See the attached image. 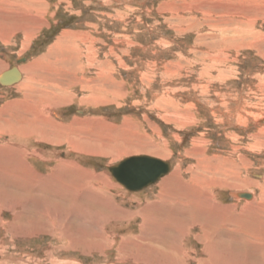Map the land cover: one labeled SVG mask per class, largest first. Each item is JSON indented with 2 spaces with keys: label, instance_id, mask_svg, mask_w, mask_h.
I'll return each mask as SVG.
<instances>
[{
  "label": "rangeland",
  "instance_id": "1",
  "mask_svg": "<svg viewBox=\"0 0 264 264\" xmlns=\"http://www.w3.org/2000/svg\"><path fill=\"white\" fill-rule=\"evenodd\" d=\"M10 72L18 78L9 80ZM5 74L0 128L22 125L31 135L4 131L0 146L28 145L36 173L59 169L76 190L68 200L42 189L34 203L26 201L32 192L0 174V251L12 258L7 264H264V212L255 210L264 202V0H0V79ZM235 111L246 115L226 120ZM135 156L169 163L165 176L175 171L184 183L190 167L208 160L219 175L231 170L248 178L246 196L237 202L223 189L206 209L141 214L165 176L129 191L108 170ZM98 176L114 188L81 194L80 184L97 186ZM251 195L253 209L238 219ZM49 203L81 218L61 227L72 230L71 238L58 227L52 236L43 214L36 216L33 206L42 212ZM20 206L27 210L7 225ZM214 207L230 209L229 221L201 215ZM152 213L157 218L146 217ZM149 236L152 242L139 243Z\"/></svg>",
  "mask_w": 264,
  "mask_h": 264
},
{
  "label": "bare ground",
  "instance_id": "2",
  "mask_svg": "<svg viewBox=\"0 0 264 264\" xmlns=\"http://www.w3.org/2000/svg\"><path fill=\"white\" fill-rule=\"evenodd\" d=\"M15 29V28H14ZM3 40V39H2ZM5 40V39H4ZM218 67V66H217ZM16 73V75H15V78L14 79H17L18 78V74H17V72H15ZM31 73V72H30ZM3 75V74H2ZM6 74L2 77L1 76V81L4 83V82H6L5 81V79L4 78H6ZM30 80H32V79H30ZM7 83V82H6ZM5 83V84H6ZM31 84H32V82H31ZM35 84V83H34ZM24 85V88H26V91H27V89L30 91V83H29V85L28 84H23ZM57 87V86H56ZM32 88V87H31ZM57 89V88H56ZM62 89V88H61ZM29 91H27V92H29ZM45 91V90H44ZM64 92V91H63ZM30 94H32V91L31 92H29ZM43 93V92H42ZM45 93V92H44ZM48 93V92H47ZM25 94V93H24ZM49 94V93H48ZM53 94V97L55 98L56 96H55V94L54 93H52ZM46 95V94H45ZM51 95V94H50ZM93 96V95H92ZM51 97V96H50ZM44 98H45V96H44ZM58 98V97H57ZM60 98H62V97H60ZM59 98V99H60ZM64 98V97H63ZM51 99H53V98H51ZM50 99V100H51ZM40 100V99H39ZM43 100V99H42ZM42 100H41V102H42ZM93 100V99H92ZM44 101V100H43ZM46 102V101H45ZM18 103V102H17ZM47 104V103H46ZM48 105V104H47ZM49 107V106H48ZM243 107V106H242ZM240 111H241V109H240ZM229 115L231 114V113H228ZM222 115V114H221ZM232 115V114H231ZM244 115H246L245 113H244V111H242V113H240V114H238V112L237 111H235V113H233V115L232 116H226L227 118H226V120H230V119H232L233 121L234 120H236L235 119V117L237 118V120L238 119H240V118H242V117H244ZM36 118V117H35ZM39 118V117H38ZM29 120V119H28ZM225 120V121H226ZM41 121V120H40ZM259 121H260V124H262V125H264V118H260L259 119ZM258 121V122H259ZM4 122H6V121H4ZM28 122V121H27ZM34 122H35V120H34ZM258 122H257V124H258ZM2 123H3V121H2ZM33 123V122H32ZM36 123V122H35ZM34 123V124H35ZM41 123V122H40ZM230 123V122H229ZM1 124V123H0ZM43 124V123H42ZM45 124V123H44ZM228 124V123H227ZM234 124V123H233ZM14 125V124H13ZM16 125V124H15ZM14 125V127L13 126H9V129L7 128L8 126L6 125V128H3V127H1L0 128V134H2V132H4V131H8V134H13V135H15V136H19L20 138H21V136L23 135V134H29V135H31V133L30 132H28L27 131V129L24 127V126H22V125H20L19 127H18V125H16L15 126ZM32 125V124H31ZM41 125V124H40ZM38 127V126H37ZM40 128V130H41V127H39ZM39 128H38V130H39ZM29 130V129H28ZM109 130V129H108ZM156 130V129H155ZM80 131V130H79ZM110 131V130H109ZM32 132V131H31ZM40 134H41V132H40ZM39 134V135H40ZM32 135H35L34 134V131H33V133H32ZM42 135V134H41ZM44 135V134H43ZM24 136H26V135H24ZM229 136V135H228ZM12 137V136H11ZM58 137V136H57ZM82 137V136H81ZM84 137H86V136H84ZM101 137V136H100ZM42 138H44V137H42ZM60 138V137H59ZM96 138V137H95ZM101 138H103V137H101ZM23 139V138H22ZM21 139V140H22ZM66 139V138H65ZM99 139V138H98ZM18 140V139H17ZM20 140V139H19ZM25 140V139H24ZM70 140V139H69ZM80 140V139H79ZM81 140H84V142H88V139L87 138H81ZM90 140V139H89ZM125 140V139H124ZM11 141V140H10ZM13 141V140H12ZM66 141V140H65ZM72 141V140H71ZM121 141V140H120ZM123 141V140H122ZM82 142V141H81ZM83 142V143H84ZM16 143V142H15ZM11 144V143H10ZM9 143L8 144H5L4 146H0V174H2L3 176H5L6 178H8L9 180H11V182H18L20 185L19 186H21L22 188H24V189H26V191L27 192H29V193H31L32 192V199L31 198H28L26 201H31V202H37V201H39V197H38V195H36L38 192H40L42 189L43 190H48V192H49V190L50 191H52L53 192V196L55 195H59V197H63V198H65V199H67L68 198V200L69 199H72L71 197H73L71 194H72V192H74V191H76V190H74V188L72 187V185H66L65 183H66V181H64L63 182V177H61L60 176V173L62 174V172H60V173H58L56 170H59V169H53L52 168V170L53 171H51L50 173H48L47 174V176L46 177H42V176H44V175H39L38 173H36V171L33 169V166H31L32 164L31 163H29L28 162V160L30 159V157H33V156H36V152L34 151V150H31V151H27V146L26 145H24V144H21L20 146H15V145H10ZM16 144H18V143H16ZM69 144V143H68ZM76 144H78V143H76ZM80 144V143H79ZM79 144H78V146H79ZM71 145H74L73 144V142H72V144ZM24 146H26V147H24ZM75 146V145H74ZM101 147H103V146H101ZM29 148V147H28ZM104 148V147H103ZM102 148V149H103ZM2 149H3V151H2ZM77 149H79L78 147H77ZM81 149V148H80ZM237 149V148H236ZM40 150V149H39ZM82 150V149H81ZM90 150V149H89ZM233 150V149H232ZM38 151V150H37ZM82 151H84V149L82 150ZM111 151V150H110ZM114 151V150H113ZM81 152V151H80ZM100 152V151H99ZM103 152V151H102ZM120 152V151H119ZM137 152V151H136ZM87 153V152H86ZM127 153V152H126ZM139 153V152H138ZM94 154V153H93ZM127 154H129V153H127ZM122 155H124V154H122ZM121 155V156H122ZM40 156H42V155H40ZM7 157H9V158H11V159H7ZM135 157H147V156H135ZM41 159H44V157L42 158V157H40ZM130 158H132V157H130ZM148 158H151V157H148ZM127 159H129V158H127ZM127 159H125V160H127ZM152 159H155L154 157L152 158ZM158 159V158H157ZM10 160H12V162L10 161ZM33 160V159H32ZM45 160V159H44ZM62 160H64V159H62ZM61 159H59V160H57V162H58V164H60L61 166H63L62 168H64V167H66L65 169L66 170H69V169H67L68 167H67V164H69V163H67L66 161H62ZM125 160H123V161H125ZM35 161V160H34ZM159 161H161V159L159 160ZM202 161H205V160H198L197 161V163L195 164V166H193V167H190L189 168V170H188V173H191V175H189L188 177H189V182L187 183V182H183L184 180H182V178H181V175H179L177 172H175L174 171V174H173V176L171 177V176H169V177H166L164 174L163 175H161L160 176V178H162L163 176H165V179H163L161 182H160V184L157 186V190H159L158 191V195L155 197V200H151V202L149 201V202H147L146 203V205H144L145 207H144V209H142V212H141V214L143 213V212H147L149 209L151 210V209H155V210H163L165 213H166V208H167V210H168V212H174V211H176V210H179L180 209V207L181 208H184V207H186V206H191V207H194V209H195V207H198V209H199V207H203V208H205L207 205H213L214 204V202L212 203V201H213V198L217 195V194H219V192L220 191H223V189H227V190H229V191H231L232 193H231V196L233 197V198H245V196H246V192H244L246 189H245V185L246 184H248L249 183V180H248V178L246 179L245 177H243L242 178V176L239 178V176L240 175H238L237 177L236 176H234L233 175V173H231L230 171H224V172H222L221 173V175H219L220 174V172H218L217 170H215L214 169V167H213V165H212V163L210 162V161H205V162H202ZM2 162V163H1ZM64 162V163H63ZM66 162V163H65ZM69 162V161H68ZM122 162V161H121ZM121 162H119V163H121ZM163 162V161H162ZM33 163H35V162H33ZM118 163V164H119ZM167 165H168V167H169V170H170V164L169 163H167V162H165ZM227 163V162H226ZM229 163V162H228ZM26 164H27V166H26ZM230 164V163H229ZM229 164H228V166H229ZM231 164H232V162H231ZM22 165V166H21ZM59 165V166H60ZM117 165V164H116ZM116 165H114V166H116ZM60 166V167H61ZM58 167V166H57ZM71 167V166H70ZM133 167H135V166H133ZM133 167H131V168H133ZM20 168V169H19ZM28 168H29V170H28ZM61 168V169H62ZM225 168V167H224ZM17 169L18 170H20V173H19V171H18V173L20 174H16L15 172L17 171ZM227 169H228V167H227ZM28 170V171H27ZM62 170H64V169H62ZM65 170V171H66ZM80 170V169H79ZM185 170V169H184ZM220 170V169H219ZM178 171V170H177ZM67 172V171H66ZM71 172V171H70ZM148 172H151V171H149V170H145V169H142V170H139V169H137V168H134V169H132L131 171H130V174L134 177H131V178H129V183H130V185H132V187L133 188H136V187H138L139 186V184L138 183H142L144 180V182L145 183H149V185L148 186H150V185H153L154 183H150L149 181H148V179H147V177H149L150 175H148ZM57 173H58V176H60V177H58L57 176ZM63 173H64V171H63ZM88 173V172H87ZM181 173V172H180ZM84 174H85V172H84ZM241 174V173H240ZM96 175V174H95ZM100 175V174H99ZM140 175V177H138ZM219 175V176H218ZM66 176V175H65ZM68 176V175H67ZM103 176H98V177H96V178H94V181H95V183H96V185L97 186H95V185H93V186H91V184L89 183H85V184H80V186H79V188H80V192H81V194H83L84 192H87V190H88V188H92V190L93 191H96V192H99V193H97L98 195H105V194H103L101 191L103 190L105 193H106V191H108L109 192V190L110 189H112V188H114V187H110V183H106V182H104V181H102L100 178H102ZM66 178V177H65ZM159 178V179H160ZM93 179V178H92ZM107 179V178H106ZM158 179V180H159ZM157 180V181H158ZM156 181V182H157ZM155 182V183H156ZM170 183H172V184H170ZM255 183V182H254ZM257 183V182H256ZM255 183V184H256ZM114 185V184H113ZM112 185V186H113ZM122 185V184H121ZM138 185V186H137ZM124 186V185H123ZM147 186V185H146ZM147 186V187H148ZM125 187V186H124ZM264 187V186H263ZM81 188H82V190H81ZM105 188V189H104ZM117 188V187H116ZM76 189V188H75ZM263 189V188H262ZM138 190H140V189H138ZM137 189L136 190H133V191H138ZM24 191V190H23ZM79 192V191H78ZM179 192H181V193H179ZM263 192H264V190H263ZM264 194V193H263ZM28 195H30V194H28ZM50 195V194H49ZM84 195V194H83ZM79 196L80 195H78V194H76L75 196H74V198H79ZM89 196H90V194H89ZM135 198V197H134ZM140 198V197H139ZM4 199V198H3ZM52 199V198H51ZM53 199H54V197H53ZM237 199V200H238ZM255 199H256V197H255V195L254 196H252L251 195V198H250V200H243L244 201V207L241 209L240 208V210L239 211H241L240 212V214H239V216H238V219L239 218H243L244 216L243 215H245L246 214V212H248L249 210H251V209H253V204H254V201H255ZM111 200V199H110ZM110 200H109V202H110ZM78 201H80L79 199H78ZM240 200H238L237 202H239ZM261 203H263V204H260V205H258V206H255V210H256V212L257 213H261V212H264L263 211V209H264V202H261ZM3 204V203H2ZM237 204V203H236ZM13 205H14V203H13ZM49 205H50V203H49ZM83 205V204H82ZM56 206V207H55ZM217 206V205H216ZM233 206H236V205H233ZM10 206H5L3 209L5 210H11V208H9ZM21 207V211L17 214H15L14 212H13V210H12V212H11V214H13L14 215V218H13V220H12V222H10V223H8L7 225H13L16 221H18V220H20V216H21V214H22V212H25L26 210H27V208H26V206H20ZM40 207L41 206H33V211L36 213V216L37 217H39V218H41V216H42V214H43V216L46 218V221L48 222V225H49V229H51V233H53L52 234V236H55L56 234V232H54L55 231V229L54 228H56V227H58V229L59 228H61L62 226H63V228H66V227H68V226H65V225H63L64 223L65 224H67L69 221L68 220H72L73 218H79V220H81V218L80 217H76V214H75V210H71V208H66L65 207V209H63L62 208V206H59L58 205V203H55V205L54 206H46V209L44 210V211H42V212H40L41 210H40ZM71 207V206H70ZM112 208H116L115 206H111ZM219 207H220V205H219ZM252 207V208H251ZM26 208V209H25ZM78 209H81L80 207H77ZM202 208V209H203ZM234 208H236V207H234ZM2 208H0V211H3V210H1ZM198 209L196 208L195 210H197L198 211ZM201 209V211L200 212H202L203 210ZM206 209V208H205ZM208 209V208H207ZM214 209H215V207H214ZM213 208H212V210L210 211V213L208 214V212L209 211H206V210H204L205 212H203V214H201V215H205L204 213H206L207 214V216H210V218H211V220H213V218H215V220L214 221H217V220H223V222H228L229 220H227V217H226V219H225V214H226V212H231V210L230 209H223L222 208V210L220 209V208H218V209H215L214 210ZM90 210V209H89ZM181 210V209H180ZM232 210H233V208H232ZM16 211V210H15ZM79 210H77V212H78ZM261 211V212H260ZM139 212V211H138ZM182 212V211H181ZM79 213H80V211H79ZM116 213V212H115ZM128 213V212H127ZM182 213H184V212H182ZM198 213V212H197ZM220 213H221V215H220ZM85 214L87 215V214H89V211H85ZM136 214V213H135ZM139 214V213H138ZM145 214H147V213H145ZM224 214V217L221 219V216ZM228 214H230V213H228ZM79 215V214H78ZM159 215V214H158ZM167 215V214H166ZM236 215V214H235ZM85 216V215H84ZM83 216V217H84ZM88 216V215H87ZM135 216V215H134ZM152 216H154V217H156V215H153V213H152V215H147L146 217H148L149 219L150 218H153ZM169 216V215H168ZM234 216V215H233ZM262 216V215H261ZM131 217V216H130ZM146 217H143V219L144 218H146ZM101 218V217H100ZM135 218V217H134ZM157 218V217H156ZM200 218V217H199ZM1 219V218H0ZM127 219V218H126ZM132 219V218H131ZM163 219V218H162ZM209 219V218H208ZM2 220V219H1ZM57 220V221H56ZM168 221H171L172 222V218H171V216L167 219ZM167 220H165L166 222H168ZM25 221V220H24ZM144 221H146V220H144ZM41 222V221H40ZM74 222V221H73ZM72 222V223H73ZM164 222V221H163ZM191 222V221H190ZM18 223V222H17ZM39 223V222H38ZM218 223V222H217ZM4 224V223H3ZM2 224V225H3ZM159 224V223H158ZM163 224V223H162ZM16 225V224H15ZM36 225H38V224H35V223H33V226L32 227H34V229H33V231H35V233L36 234H39V232H38V230H37V226ZM46 223L44 224V226L46 227ZM71 226L70 227H72V224H70ZM145 225V224H144ZM144 225L140 228V230H141V234H142V236H145L146 234H145V232H144ZM160 226H161V224H159ZM210 225V224H209ZM43 226V227H44ZM146 227L148 226V224H146L145 225ZM165 225H163V226H161V229H164L163 227H164ZM166 226H167V224H166ZM165 226V227H166ZM169 226V225H168ZM189 225H187V227H188ZM222 226H224V225H222ZM29 227V226H28ZM32 227H31V229H32ZM151 227H153V226H151ZM150 227V228H151ZM173 227V226H172ZM202 227V226H201ZM63 228H61V229H63ZM144 228V229H143ZM148 229H149V227H147ZM189 228V227H188ZM231 228V227H230ZM14 229H15V227H14ZM27 229V228H26ZM25 229V230H26ZM41 229V228H40ZM57 229V230H58ZM166 229H167V227H166ZM176 229H178V228H176ZM20 230V229H19ZM54 230V231H53ZM65 229H63L62 231H64ZM220 230H221V228H220ZM263 230V229H262ZM26 231H28V230H26ZM30 231V230H29ZM32 231V230H31ZM30 231V232H31ZM44 231H46V229L45 228H42V230L40 231V232H43L44 233ZM66 232H64L63 234H65V236H67L68 238H71V237H69V233H68V231H72V230H70V228H69V230L67 231V230H65ZM174 232L176 231V230H173ZM47 232V231H46ZM163 232V231H162ZM162 232H160V234L162 233ZM181 232V231H180ZM179 232V233H180ZM189 232L190 231H186V233L187 234H189ZM209 232V231H208ZM221 232V231H220ZM48 233V232H47ZM61 232H59V234H60ZM74 233V232H73ZM150 233V232H149ZM178 233V234H179ZM183 232H181V234H182ZM34 234V233H33ZM163 234V233H162ZM81 235V234H80ZM154 235H157L156 233L154 234ZM177 235V234H176ZM175 234H174V236H176ZM180 235V234H179ZM195 235V234H194ZM88 236V235H87ZM33 237V236H32ZM141 237V236H140ZM152 236H149V238L148 239H143V237H142V239L140 240V238L137 240L138 242H139V240H140V244L143 242V240L144 241H150V242H152V238H151ZM176 237H178V236H176ZM181 237V236H180ZM26 238V237H25ZM36 238V237H35ZM63 237L62 236H60V237H57V238H54V239H57V240H59V241H61V240H63L62 239ZM83 238V237H82ZM147 238V237H146ZM151 238V239H150ZM209 238V237H208ZM207 238V239H208ZM223 238V237H222ZM257 238V237H256ZM261 238V237H260ZM66 239V238H65ZM171 239V238H170ZM206 239V240H207ZM257 239H259V238H257ZM73 240V239H72ZM71 240V241H72ZM74 241V240H73ZM2 242V241H1ZM68 243H71V242H68ZM168 243V242H167ZM207 243V242H206ZM208 243H209V245L210 246H212V240L211 241H209V239H208ZM207 243V244H208ZM171 244V243H170ZM181 244V243H180ZM138 245V244H137ZM209 245H208V247H209ZM213 245H214V243H213ZM142 246V245H141ZM171 246V245H170ZM59 249H61V250H63L61 247H58ZM173 248V247H172ZM172 248H171V250H172ZM5 249V248H4ZM57 249V248H56ZM211 249V248H210ZM58 250V249H57ZM170 250V251H171ZM222 251V250H221ZM174 252V251H173ZM208 252V251H207ZM213 252V251H212ZM119 253V252H118ZM172 253V252H171ZM158 254V253H157ZM208 255H207V257H209L210 255H209V253H207ZM11 255H13V254H11ZM180 255V254H179ZM161 257V256H160ZM165 257V256H164ZM170 258V257H169ZM22 259V258H21ZM163 259V258H162ZM10 260H12V258L11 257H7V256H4L3 255V253L0 251V264H7V263H10L11 261ZM169 260V259H168ZM172 261H174V260H178V259H171ZM184 260V259H183ZM203 260V259H202ZM215 260V259H214ZM2 261V262H1ZM23 261V260H22ZM21 261V262H22ZM26 261V260H25ZM38 261V260H37ZM179 261V260H178ZM19 262H20V260H19ZM20 262V263H21ZM129 262V261H128ZM169 262V261H168ZM198 262V261H197ZM200 262V261H199ZM211 262V261H210ZM23 263V262H22ZM29 263H30V261H29ZM39 263H41V262H39ZM170 263H173V262H170ZM216 263V262H215ZM214 263V264H215ZM19 264V263H18ZM24 264H26L25 262H24ZM122 264V263H121ZM201 264V263H200ZM210 264V263H209Z\"/></svg>",
  "mask_w": 264,
  "mask_h": 264
},
{
  "label": "water",
  "instance_id": "3",
  "mask_svg": "<svg viewBox=\"0 0 264 264\" xmlns=\"http://www.w3.org/2000/svg\"><path fill=\"white\" fill-rule=\"evenodd\" d=\"M7 75H8L7 78H10L9 80H11L15 78L16 73L10 72ZM134 168H137L139 170L145 169V170L151 171V172H148V175L150 176L147 177L148 181L151 184L155 183L160 178L161 175L163 174L165 175L169 172V167L165 162L159 161L158 159L148 158V157H132L125 161H122L116 166L109 167L108 170L120 184L125 186L127 190L129 191H133L136 189L142 190L149 185V183L144 182L145 180L142 183H138L139 186L137 185L138 187L136 188H133L132 185H130L129 183V178L133 177L130 174V171ZM138 177H140V175Z\"/></svg>",
  "mask_w": 264,
  "mask_h": 264
}]
</instances>
